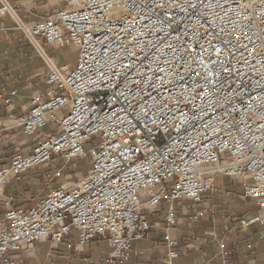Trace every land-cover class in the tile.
Wrapping results in <instances>:
<instances>
[{
    "label": "built area",
    "instance_id": "obj_1",
    "mask_svg": "<svg viewBox=\"0 0 264 264\" xmlns=\"http://www.w3.org/2000/svg\"><path fill=\"white\" fill-rule=\"evenodd\" d=\"M62 1L63 9L28 23L0 0V21H15L49 66L48 98L34 94L24 116L9 118L29 135L51 128L30 155L17 151L0 163V196L54 158L86 156L85 144L98 137L77 183L28 206L5 203L0 264H14L10 251L61 242L71 228L80 246L106 239L99 264L126 262L132 242L150 234L145 206L199 202L221 191L218 176L247 177L244 196L260 212L243 223L264 227V0ZM40 40L76 47V68L57 66ZM15 95L2 91L0 99L11 104ZM167 221L177 223L172 207Z\"/></svg>",
    "mask_w": 264,
    "mask_h": 264
},
{
    "label": "crops",
    "instance_id": "obj_2",
    "mask_svg": "<svg viewBox=\"0 0 264 264\" xmlns=\"http://www.w3.org/2000/svg\"><path fill=\"white\" fill-rule=\"evenodd\" d=\"M7 1L19 17L28 23L45 20L65 7L62 0ZM0 26V92L16 91L11 104L0 99V163L10 164L17 151L30 155L35 143L44 134L51 133V128L46 127L34 134H26L17 120L9 118V114H13L16 119L24 116L31 107L34 94L48 98L50 86L46 77L49 66L39 49L26 39L9 16L0 21ZM39 42L57 66L67 64L71 69L69 63L49 54L50 50L55 49L54 45L43 40ZM67 166L60 162L53 165L49 163L31 169L21 179L11 182L0 196V220L4 218L7 210L5 203L9 198L14 207L28 206L36 200L29 194L30 184H41L48 177L47 191L35 192L42 197L50 189L58 188L61 181L71 183ZM59 169L61 177H51ZM25 175H32L30 184ZM54 179L55 186L52 185ZM214 182L221 191H208L199 202L178 199L172 204L163 202L156 209L145 206L143 213L151 223L150 234L145 239L132 242V256L121 264H264L263 225L260 222L243 223L260 212L258 201L244 196L247 177L218 176ZM145 201L146 198L143 199ZM170 207L175 211V224L167 221ZM166 234L177 240L176 246H168ZM69 244L72 246L69 247ZM109 251L104 237H97L83 246L78 245V231L71 228L69 235L59 243L42 240L10 251V255L13 256L14 264H99V260ZM171 251H175L177 256L171 258Z\"/></svg>",
    "mask_w": 264,
    "mask_h": 264
},
{
    "label": "rangeland",
    "instance_id": "obj_3",
    "mask_svg": "<svg viewBox=\"0 0 264 264\" xmlns=\"http://www.w3.org/2000/svg\"><path fill=\"white\" fill-rule=\"evenodd\" d=\"M23 21L25 22H28L24 19H22ZM14 23L16 24L17 26V23L14 21ZM55 49L54 50H50L49 51V54L52 55V56H56V57H60L61 61H64L66 63H69L70 66H71V69L74 70L76 68V65H77V61H78V55H79V52L78 50L76 49V47L74 46H66L64 48H58V47H54ZM97 137L98 135L96 136H93L92 137V140H90L89 142H87L84 146L86 152H87V155L86 156H82V157H75L73 158V160L68 163L67 167H68V173L70 172L71 173V177L69 178V181L71 183H68V182H65V181H61L62 184L65 183L67 186H70L71 184L73 183H77L79 181L80 178L84 177L86 175V173L89 171L90 169V149L94 146L95 142L97 141ZM57 162H60L61 165L62 163H64L63 161H61L60 158H54L52 162H50V165H53V163H57ZM66 167V168H67ZM53 173V171L51 172ZM27 177H25L26 181H30L28 182L29 184L33 181V177H31L30 175H25ZM24 177V176H23ZM47 178H45V182H41V184H30L31 186H29V194L30 196H32V198L34 199H38V197H40V195H38L37 191H47V187H46V182H47ZM56 179H54V181L52 182V185L55 186L56 185ZM35 183V182H34ZM60 184V186L62 185ZM47 188V189H46ZM43 194V193H42ZM38 195V196H37ZM34 200V201H36ZM30 202L32 200H29ZM34 201H32L31 203H33Z\"/></svg>",
    "mask_w": 264,
    "mask_h": 264
},
{
    "label": "bare ground",
    "instance_id": "obj_4",
    "mask_svg": "<svg viewBox=\"0 0 264 264\" xmlns=\"http://www.w3.org/2000/svg\"><path fill=\"white\" fill-rule=\"evenodd\" d=\"M64 186H67L66 184H64Z\"/></svg>",
    "mask_w": 264,
    "mask_h": 264
}]
</instances>
